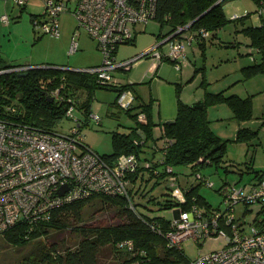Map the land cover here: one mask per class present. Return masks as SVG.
<instances>
[{"label":"built area","instance_id":"2783aa9c","mask_svg":"<svg viewBox=\"0 0 264 264\" xmlns=\"http://www.w3.org/2000/svg\"><path fill=\"white\" fill-rule=\"evenodd\" d=\"M14 2L23 6L28 0ZM42 2L43 12L32 18L36 30L59 37L61 34L59 16L63 12H69L76 22L69 52L78 48L76 39L79 29H84L96 42V47L102 51L101 62L72 70L94 75L99 84L120 86L113 76V71L128 69L147 54H150L152 59L149 66L152 71L165 58L178 61L175 66L179 68V63L185 56L187 39L182 37H185L183 32L188 30L184 29L189 27V23L163 35L140 54L121 60L115 59L117 46L131 42L134 26L154 18L156 0H42ZM258 13H264V9L260 7ZM2 19L6 21L7 16H2ZM189 35L201 39L207 36L208 32L200 28ZM163 44H167V51L161 50ZM30 68L42 67L15 65L1 69L0 73L10 71L23 73ZM61 87L62 84L51 88L47 95L55 101L64 102L66 106L64 115L74 122L66 132L57 128V125L45 127L25 121L16 115L15 105L6 106L7 115H0V234L19 223L26 224L28 229H32L37 224L50 220L56 207L94 194L121 195L133 206L130 192L135 190L136 180H130L128 175L137 169V154L130 152L106 160L92 149L85 142L84 134L81 132L85 117L83 119L75 117L74 112L77 109L75 97H64L61 94ZM133 101L134 96L129 91L123 90L117 96V104L121 108H129ZM86 118L93 120L95 124L101 121L99 114L92 110ZM136 120L145 123L147 121L145 112L137 111ZM159 126L163 128L161 124ZM142 133L140 139H134L138 146L145 139ZM165 140L167 139L159 138L158 142L163 143ZM165 147L160 151L161 158L165 154ZM153 148L158 150L156 144ZM144 161V167L151 166L149 160ZM165 170L170 173L169 184L174 186L173 216L167 219L166 229L159 223H150L151 229L164 238L165 246L183 250L182 243L189 238L197 244L212 236L224 240L221 248L198 253L194 259L186 258L177 264H264V231L255 226L253 220L247 218L241 221L235 212V206L239 203H259L261 208H264V167L259 170L254 181L226 183L222 191L223 207L217 209L206 208L194 201L193 197L189 207H184L187 202L185 194L187 189L178 184L171 166H166ZM196 176L201 178L199 173ZM203 183L209 187L213 186V182L208 178L204 179ZM61 189H64L62 194ZM117 244L124 248V253L128 257L123 264H142L146 259V251L136 248L132 239H125ZM131 256L133 259H129Z\"/></svg>","mask_w":264,"mask_h":264},{"label":"rangeland","instance_id":"374dc122","mask_svg":"<svg viewBox=\"0 0 264 264\" xmlns=\"http://www.w3.org/2000/svg\"><path fill=\"white\" fill-rule=\"evenodd\" d=\"M245 1L250 4L249 0ZM3 2V0H0V56L4 62L11 65H29L32 67L46 66L61 71H66L61 69L63 67L80 69L101 62L102 51L96 47V42L88 37L84 29L78 30L80 34L76 39L79 44L78 48L69 52L72 30L76 24L70 13L63 12L60 14L61 34L59 37H54L36 30L33 26L31 13L41 14L43 12L44 4L42 0H28L24 8L17 5L14 0H6L5 4ZM256 7L257 5L255 6L254 2L249 10L251 15L247 20V24L258 25L260 23L257 10L260 7L264 9V6ZM5 15L7 16L6 21L2 19V16L5 17ZM231 17L235 18V13ZM255 18H257L256 21ZM141 24L144 26H141ZM234 25L233 22L229 21L217 31L215 37L207 39L204 54H201L200 51H193L194 48L198 49L197 43L193 40L192 44L196 47L193 50H188L185 57L187 64L180 65V68L182 66L181 69H176L175 62L166 59L161 62L162 64L155 74L147 73L152 60L150 54H148V56L140 57L128 69L113 71L115 80L121 85L136 82L134 89L140 95L139 100L149 102L154 99L152 112L157 132L159 131L157 122H161L162 125L166 120L173 119L176 115L177 85H180L179 97L186 104H192L202 99L205 89L213 93L224 90L226 95L237 94L241 97L251 95L252 117L244 122L233 117L232 109L225 102L214 101L207 105V117L210 120L211 129L219 137L226 140L224 160L220 163V166L215 168L214 165H206L200 169L213 182V186L209 187L202 182L196 188L197 193L204 198V201L212 209L223 207L221 202L223 184L239 179V182H242L249 177L246 171L243 172L242 178H239L238 173L239 166L245 164L244 157L247 148H249L248 159L253 156L256 166L264 162V125L259 126L264 121V72L244 78V70L241 68L254 61H260V56L257 54V49L247 46L248 38L243 33L238 32L240 26L238 25V30H236L237 28H234ZM137 29L139 30L135 35L136 38L131 43L136 42L137 46L140 45L139 52L145 51L146 48L155 44V34L157 35L159 32L163 34L167 30L165 27L160 29L159 22L156 19L139 23ZM186 29L188 27L184 30ZM186 32L189 34L187 30L183 34ZM131 43L119 44L116 50V60L130 58L136 52L139 53L132 50L134 44ZM161 50L167 51V44H163ZM252 58L255 59L253 62ZM194 68L197 69L196 72L193 71ZM146 73L147 76H145ZM125 91H129L134 96L133 90L126 89ZM118 94L119 91L112 89L111 86L108 88L97 87L91 98L90 108L99 114L101 121L99 124H95L93 120H88V124L81 128L85 142L101 154H108L112 150L111 131H127L129 127L135 125V119L132 117L131 111L136 113L137 109L130 107V113H127L125 109L117 104ZM74 115L80 119L84 118L78 109H75ZM73 124V120L62 117L59 119L57 128L66 132ZM240 127L259 128L258 134L249 141H235L233 139ZM151 149L156 150L152 146ZM155 152L156 160H158L160 153L158 150ZM243 161L244 163H242ZM241 169H246V166L244 165ZM177 170L183 171L180 167ZM186 170H188L186 171L188 173L189 169ZM183 177L185 176L181 174L182 185H184L182 180L185 181V179H182ZM138 179L142 183L143 190L147 189L145 192L147 196L158 195L164 200L165 196H162L161 193L166 190L167 182L164 183L160 180L158 184L152 187L155 180L149 177L147 172H145L143 179L140 177ZM138 179L136 180L135 189ZM189 180L196 183L193 174H190ZM221 186L222 190L219 191ZM133 202L136 203L140 211H144L150 216L166 219L173 216L172 207L161 208L158 204L151 203L149 209H145L137 203V199L134 198ZM260 207L259 203H239L235 206V212L241 221L247 218L253 220L258 216ZM122 219L121 209L117 207L109 209L99 199H93L84 207L83 223L81 224L86 227L106 226L120 223ZM78 239L79 236L76 232L69 228L50 229L47 234L30 240L23 245L10 244L5 240L3 234H0V264H32V262L47 264L41 261L40 247L42 244L47 250L50 249L49 252L53 248L57 252H63L65 247L73 249ZM223 245L224 240L215 236L205 239L201 244H197L191 238L182 243L183 251L188 259H194L198 253L217 250ZM51 253L55 252L52 250ZM106 255L108 256L106 257ZM106 255L100 257V260L98 259V264H117L121 258L120 255L118 257L114 252H108Z\"/></svg>","mask_w":264,"mask_h":264},{"label":"trees","instance_id":"16d2710c","mask_svg":"<svg viewBox=\"0 0 264 264\" xmlns=\"http://www.w3.org/2000/svg\"><path fill=\"white\" fill-rule=\"evenodd\" d=\"M217 1L156 0L153 19L159 22L160 29L163 27L167 29L164 34L159 32L157 37L169 34L178 26H183L194 20L193 23L189 24L188 31L193 33V31L203 28L208 32V35L204 38H196V43L201 49V54H204L205 38L215 37L217 31L229 21L234 24L241 23L242 26L238 32L248 36L249 45L257 49L260 56V61H254L241 68L244 70L243 76L245 78L259 72H264V13L259 14L257 10L260 24H247V20L251 15L250 12L236 16L235 18H228L223 7L224 3L228 0H220L214 4ZM253 1L257 5V8L264 6V2L261 3L260 0ZM24 6H21V8H24ZM206 10L208 11L203 16L195 20ZM36 15L39 14L31 13V18ZM145 56H148V54ZM166 59L168 58L163 60ZM12 66L15 65L4 62L0 56V70ZM64 70L66 71L51 68H30L23 73L19 71L0 73V115H7L6 106L15 105L16 115L25 121L39 126H55L58 124L60 118L65 117L64 111L66 106L64 102L61 103L51 99L47 95V92L51 88L59 87L62 84L61 94L64 97L74 96L77 109L85 117L81 128L88 124L86 117L91 111V98L93 97L94 90L97 87L108 88L110 85L97 83L94 75L86 72L71 69ZM196 70L194 68L193 71L196 72ZM135 84L136 82H130L118 87L111 86V88L119 92L126 89L133 90L136 104L130 107L137 109V111H144L147 121L139 123L135 118L137 111L136 113H132L131 111V115L135 119V125L129 127L127 131H111L112 150L108 154H100L106 160H112L121 154L135 152L138 156V166L134 173L128 175L130 180L135 181L139 177L143 179L145 172H147V175L155 180L152 187L158 184L160 180L164 183L167 182L166 190L161 193L162 196H165L164 200H162L163 198L158 195L147 196L145 194L147 189L143 190L142 183L138 179L137 187L134 191L130 192V195L132 201L134 198L135 200L137 199V203L145 209H149V204L151 203L158 204L161 208H170L174 205L175 199L172 198L174 186L169 184L170 173L165 170V167L168 165L172 167V173L176 175L178 184L187 189L185 191L187 202L184 207H189V202L193 197L194 201L198 204L210 208L209 204L196 191L197 185L208 178L200 169L206 165H214L215 168L220 166V163L224 160L226 140L219 137L211 129L210 120L207 117V105L214 101L225 102L232 109L233 117L240 121H245L252 117L251 95L241 97L237 94L226 95L224 90L213 93L205 89L202 97L204 105L203 107H199L182 102L179 97L180 85H177V112L173 118L174 121L172 123L164 122L162 124L163 128L161 127L155 134L153 128L156 122L152 119L151 112L153 99L149 102L139 100L140 95L134 89ZM129 108L123 109L127 113H130ZM262 125H264V121L259 126L261 127ZM258 130L259 128L249 129L240 127L233 140L249 141L257 136ZM140 133L144 134L145 139L141 142V146H138L134 142V139H140ZM159 138H166L167 140L162 143L158 142ZM154 144L158 146L159 153L166 146L163 158H161L160 154V158L156 160L155 151L157 149H151V146L153 147ZM144 160H149L151 166L144 167ZM178 167L182 168L183 171L177 170ZM186 169H189L188 173H186L188 171ZM197 173H199L201 178L196 176ZM181 174L185 176L182 178L185 179V181L182 180L184 185L181 184ZM190 174L194 175L196 183L189 180ZM142 197L143 199H141ZM93 199H99L109 209L114 207L121 209L123 214L122 221L106 226H83L81 223H83L82 214L84 207ZM258 216L253 219V223L261 231H264V208L260 207ZM167 222L166 218L153 217L144 211H140L134 202L133 206H131L129 200L124 196L94 194L88 197L77 198L56 207L52 211L50 220L41 222L32 229H28L27 225L23 223L16 224L11 229L5 231L3 237L10 244L23 245L30 240L47 234L50 229L61 230L69 228L74 230L79 239L73 249L65 247L63 252H57L53 248L52 250L55 253H51L52 250L49 252V248L47 250L44 244L41 245V261L47 264H98V259L100 260V257L105 256L108 252H114L118 257L120 255L121 258L117 264H123L128 260V257L124 253V248L118 246L117 243L125 239H132L136 248H142L146 251V256L144 255L146 259L142 264H177L186 260L187 257L184 251L176 248H167L164 238L150 227V223H159L163 229H166ZM159 250L160 252H158ZM129 259H133V257L131 256ZM32 264H37V262H32Z\"/></svg>","mask_w":264,"mask_h":264},{"label":"crops","instance_id":"0c3cea01","mask_svg":"<svg viewBox=\"0 0 264 264\" xmlns=\"http://www.w3.org/2000/svg\"><path fill=\"white\" fill-rule=\"evenodd\" d=\"M4 2H3V4H5L6 3V0H3ZM250 1V4H247L246 3V1L245 0H243V2H242V0H228V1H226L225 3H224V5H223V7H224V11H225V14H226V16L228 17V18H230L231 17V15L232 14H234L235 13V17L236 16H239V15H242V14H245L244 13V11H246V13L247 12H249V10L252 8V6H253V4H254V2H253V0H249ZM229 2V3H228ZM255 6H256V4H255ZM257 8V7H256ZM69 13V12H68ZM71 14V13H70ZM60 17V16H59ZM232 18V17H231ZM259 18V17H258ZM255 21L257 20V18H255L254 19ZM75 21V20H74ZM7 23V22H6ZM260 24V23H259ZM76 25V24H75ZM137 25L138 24H136L135 26H134V29H133V37H132V40H131V42L136 38L135 37V35H136V33L138 32V30L139 29H137ZM238 25L241 27L242 26V24L240 23V24H235L234 25V28H237L236 30H238ZM244 25V24H243ZM257 25V24H256ZM59 26H60V30H61V23H60V18H59ZM141 26H144L143 24H141ZM75 27V26H74ZM143 28V27H142ZM240 29V28H239ZM142 30V29H141ZM74 31V28H73V30H72V32ZM188 31V30H187ZM189 32V34L190 33H192V32H190V31H188ZM187 33V32H186ZM183 34V36H185V37H187V38H185V37H182V38H184V39H187L186 41L188 42V44H187V42H186V53H188V50L189 49H191V50H193V48L194 47H196L195 45H193L192 44V42H193V40H195V42H196V39L194 38V37H192V36H190L188 33L187 34ZM80 35V34H79ZM88 35V34H87ZM187 35V36H186ZM216 35V34H215ZM88 37H90L89 35H88ZM247 38H248V36H246ZM71 38H72V35H71ZM210 37H208V38H205L204 40H205V43H206V40L207 39H209ZM159 39H161V37H157V35L155 34V41H158ZM189 39V40H188ZM210 39H212V38H210ZM190 41V42H189ZM130 42V43H131ZM128 43V42H127ZM131 44H134L133 45V48H132V50H135V52L136 51H138L139 52V49H140V45H136V42L134 43H131ZM190 45V46H189ZM67 46V45H66ZM79 46V45H78ZM119 46V45H118ZM118 46H117V48H118ZM198 46V45H197ZM247 46L248 47H251V45H249V38H248V41H247ZM151 47V46H150ZM149 47V48H150ZM254 48V47H253ZM146 49H148V48H146ZM205 49H206V45H205ZM117 50V49H116ZM194 52H197V51H200L201 52V49L198 47V49L197 48H194V50H193ZM142 52H144V51H142ZM142 52H139V53H135L133 56H135V55H137V54H140V53H142ZM249 54V53H248ZM257 54H258V52H257ZM258 56H259V54H258ZM131 57V56H130ZM151 57V56H150ZM185 57H186V54H185ZM185 57H184V59L183 60H181L180 61V63H179V68H177L176 66H175V68L176 69H181L182 68V66H181V68H180V65H185V64H187V60L185 59ZM115 59H117V57H116V51H115ZM169 60V59H168ZM255 59H253L252 60V62L254 61ZM171 61V60H170ZM162 63H160L159 65H157V67L152 71L151 69H150V67H148V70H147V73L148 72H151V74H155L156 73V70L159 68V66L161 65ZM150 65H151V62H150ZM149 65V66H150ZM153 72V73H152ZM147 73L145 74V76H147ZM153 101H154V99H153ZM155 102V101H154ZM154 102H153V104H152V110H153V105H154ZM134 104H136V102H135V99H134V102L132 103V105H134ZM156 105H158V104H156ZM152 110H151V112H152ZM152 119L154 120V117H153V112H152ZM244 122V121H243ZM159 123H161V122H158L157 124H159ZM155 127L156 126H154V128H153V132L156 134V130H155ZM161 127L159 126V129H160ZM154 135V134H153ZM156 142H157V140H156ZM256 144V143H255ZM249 148H247V151H246V154H245V166H246V169H241L244 165H240L239 167H240V170H238V173H239V178H242V175H243V172L244 171H246L248 174H249V177L247 178V179H245L244 181H254L256 178H257V176H258V172H259V170L262 168V167H264V162H262V163H259L258 164V166H256V164H255V158H253V156L252 157H250V159H248V157H249ZM242 163H244V161L242 162ZM240 171V172H239ZM240 180V179H239ZM239 180H235V181H232V182H236V181H239ZM227 183H230V181H228ZM135 184H136V181L134 182V186H135ZM225 184H223L222 186H224ZM222 186L219 188V191H221L222 190Z\"/></svg>","mask_w":264,"mask_h":264},{"label":"water","instance_id":"95a60500","mask_svg":"<svg viewBox=\"0 0 264 264\" xmlns=\"http://www.w3.org/2000/svg\"><path fill=\"white\" fill-rule=\"evenodd\" d=\"M219 1H220V0H218V1L215 2L214 4L218 3ZM211 7H213V6H211ZM211 7H210V8H211ZM210 8H209V9H210ZM209 9H208V10H209ZM208 10H206V11H204L202 14H200L197 18H195V20L198 19V18H200L201 16H203ZM193 21H194V20H193ZM193 21H191L190 23H193ZM190 23H189V24H190ZM38 67H42V68H43L44 66H38ZM63 69H65V68L63 67ZM66 69H71V68H66ZM72 69H73V68H72ZM72 69H71V70H72ZM80 95H81V94H80ZM191 105H193V106L203 107L204 104H203V100H202V99H199V100L193 102ZM173 121H174V119H168V120H166L165 122H166V123H172ZM63 191H64V189H61L60 193L62 194Z\"/></svg>","mask_w":264,"mask_h":264},{"label":"clouds","instance_id":"9594fccd","mask_svg":"<svg viewBox=\"0 0 264 264\" xmlns=\"http://www.w3.org/2000/svg\"><path fill=\"white\" fill-rule=\"evenodd\" d=\"M134 102V101H133ZM132 106V105H131Z\"/></svg>","mask_w":264,"mask_h":264}]
</instances>
